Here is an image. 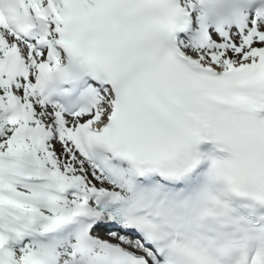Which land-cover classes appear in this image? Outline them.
Listing matches in <instances>:
<instances>
[{
    "label": "snow or ice",
    "instance_id": "1",
    "mask_svg": "<svg viewBox=\"0 0 264 264\" xmlns=\"http://www.w3.org/2000/svg\"><path fill=\"white\" fill-rule=\"evenodd\" d=\"M0 264H264V0H0Z\"/></svg>",
    "mask_w": 264,
    "mask_h": 264
}]
</instances>
